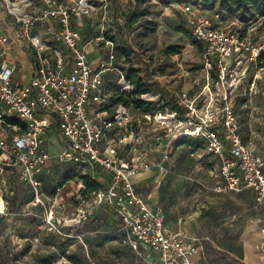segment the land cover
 Returning a JSON list of instances; mask_svg holds the SVG:
<instances>
[{
    "label": "built area",
    "instance_id": "2783aa9c",
    "mask_svg": "<svg viewBox=\"0 0 264 264\" xmlns=\"http://www.w3.org/2000/svg\"><path fill=\"white\" fill-rule=\"evenodd\" d=\"M181 8L189 12L192 37L204 47L207 66L215 71L216 85L224 91L206 99L202 109L183 94L179 101L187 111L184 118L172 114L179 136L203 140L219 160L224 186L218 190L251 191L256 203L264 205V159L244 142L231 103L234 82L246 79L258 66L264 43L249 41L239 25L222 26L219 13L211 16L194 3H183ZM0 10L34 52L32 81L22 85L15 80L17 65L5 60L8 38H0V174H9L33 190L31 205L44 209L41 229L67 236L43 199L42 177L48 176L53 160L48 135L56 126L66 141L58 161L72 163L102 185L96 200L120 217L135 243L146 247L159 264H196L198 239L172 231L164 209L150 207L137 190L135 180L151 171V164L122 158L115 145H108L107 135L127 131L133 119L130 109L110 103L111 94L102 84L105 73L118 71L115 43L106 39L103 25L95 28L102 32L94 42L104 44L108 59L98 69L82 44V22L91 19L94 26L98 6L92 0H0ZM118 87L123 94L137 90L123 76ZM0 201L1 221L9 213L4 196Z\"/></svg>",
    "mask_w": 264,
    "mask_h": 264
},
{
    "label": "rangeland",
    "instance_id": "374dc122",
    "mask_svg": "<svg viewBox=\"0 0 264 264\" xmlns=\"http://www.w3.org/2000/svg\"><path fill=\"white\" fill-rule=\"evenodd\" d=\"M92 1L98 6L97 22L92 28V20L88 19L85 31L89 29V36L96 37L102 31L96 32L95 28L103 25L106 39L115 41V66L121 72L107 77L108 92L115 94L122 76L125 78V73L134 69L146 87L140 99L155 108L148 113L131 108V128L111 132L106 138L116 144L117 133L121 141L130 143L119 147L120 157L147 160L152 169L161 167L166 174L163 198L170 199V203L183 196L192 210L215 196V208L223 209L232 200L227 194L215 192L223 184L219 160L206 146L194 150L184 144L172 107L162 110L163 96L171 100L186 94L196 101L197 109H202L206 99L224 91L216 85L215 71L207 66L204 47L192 37L189 12L170 0ZM196 3L211 16L219 13L222 26L239 25L249 41L264 43V18L251 19L242 11L223 12L219 2ZM135 15L138 18L133 23ZM0 16L2 26L6 13L2 10ZM246 18L250 20L245 22ZM151 27L155 30L148 29ZM234 84L231 103L243 126L244 139L251 147L264 150V68L254 66L246 79ZM48 141L53 160L49 175L43 179V199L47 207L53 208L56 222L67 236L43 231L44 209L31 205L32 194L9 174H0V196L8 202L9 213L0 222V264H38L44 258L53 260V264H71L69 258L73 255L85 264H159L146 247L135 243L120 217L99 204L95 192H86L84 172L58 161L56 157L65 146L60 135L55 131L48 135ZM69 177L71 180L66 181ZM2 208L0 201V211Z\"/></svg>",
    "mask_w": 264,
    "mask_h": 264
},
{
    "label": "crops",
    "instance_id": "0c3cea01",
    "mask_svg": "<svg viewBox=\"0 0 264 264\" xmlns=\"http://www.w3.org/2000/svg\"><path fill=\"white\" fill-rule=\"evenodd\" d=\"M87 20H83L80 27L84 39H82V44L86 48L92 65L97 67L102 61L108 59L107 48L102 43L94 42L97 34L96 37H91L88 33L89 29L85 31ZM83 32L85 36H83ZM1 37H6L9 41L5 60L18 67L15 80L22 85L30 84L34 71V52L28 46L20 29L5 18L4 23L0 26ZM116 73L121 72L118 69L117 72L108 71L105 73L102 84L105 85L107 77ZM55 131L60 135L61 141H65L56 126L51 127L49 134L52 135ZM117 136L118 134H116V144L108 143V145H115L116 152L119 154V147L123 144L128 147L130 143H124ZM242 136L244 139L243 130ZM244 142L249 145L245 139ZM65 147L66 141L59 154ZM251 148L264 159V150ZM51 149L52 147L49 145L50 152ZM54 151H58V149ZM165 176L166 174L161 168L155 167L135 180L137 190L150 207L164 209L167 216L166 223L172 231H180L189 237L198 239L199 251L193 256L196 264H264V233L262 231L264 229V205L256 203L253 192L220 191L218 189L224 186L222 184L215 189V192L227 194L232 202L225 204L223 209H217L214 205L216 198L214 196L212 200H207V204L190 210L187 207V199L183 196L178 199V202L174 201L173 203L169 202L170 199L163 198L162 188ZM43 179L44 177H42Z\"/></svg>",
    "mask_w": 264,
    "mask_h": 264
},
{
    "label": "trees",
    "instance_id": "16d2710c",
    "mask_svg": "<svg viewBox=\"0 0 264 264\" xmlns=\"http://www.w3.org/2000/svg\"><path fill=\"white\" fill-rule=\"evenodd\" d=\"M171 3H176V4H183V3H191V4H196V2H201L202 0H170ZM204 2L210 3V4H214L215 2H219L220 3V8L223 12H229V13H233L236 11H242L243 14L245 16L250 15L251 19L254 17H261L264 18V0H203ZM137 16L135 15L133 17V23L137 22ZM250 19L246 18L247 22ZM154 26V25H151ZM151 31H154V28H148ZM114 43V39H111ZM264 56V55H263ZM261 56L259 58L258 61V67L259 69L264 68V57ZM140 73L138 71H135L134 69H130L127 73H125V78L133 85L136 86L137 90L136 91H132L129 94H123L120 93L119 88H117L115 94H111L110 96V103L113 106H122L125 107L127 109H131V108H135L138 109L144 113H148V112H153L155 111V108L153 107H149L147 105V103L143 102L140 97L146 93V87L144 85V80L140 77L139 75ZM113 75V74H111ZM216 73H215V78L216 77ZM105 86H107V84H105ZM108 88V86H107ZM152 95H149L148 97H151ZM163 102L164 105L162 106V110H164L165 107L171 106L172 107V113H177L178 118L179 119H183L184 115L186 114V110L182 108V106L180 105V101L179 99H171L169 100L166 96H163ZM236 110V109H235ZM237 113V112H236ZM238 115V114H237ZM240 121V119H239ZM241 124V122H240ZM242 126V124H241ZM242 130H243V126H242ZM201 140V139H200ZM184 144L192 147L194 150H200L202 148H204L205 144L204 141H196L195 138L192 137H186L184 139ZM47 177V176H44ZM71 180V177L67 178L66 181ZM82 180L84 182V185L87 189L86 192H97L102 188V185L99 184L92 176L90 175H85L84 177H82ZM15 181V180H14ZM65 181V182H66ZM17 183H20L17 181ZM25 189L26 191H29L32 194V199L30 200V203L33 201L34 199V193L33 190L20 183ZM4 219H2L0 222H3ZM50 232V231H48ZM52 234H56L54 232H52ZM69 261L71 262V264H85L79 257L73 255L69 258ZM38 264H53V260H50L49 258H44L42 260H40L38 262Z\"/></svg>",
    "mask_w": 264,
    "mask_h": 264
},
{
    "label": "bare ground",
    "instance_id": "6f19581e",
    "mask_svg": "<svg viewBox=\"0 0 264 264\" xmlns=\"http://www.w3.org/2000/svg\"><path fill=\"white\" fill-rule=\"evenodd\" d=\"M159 119H165V118H163V117H160Z\"/></svg>",
    "mask_w": 264,
    "mask_h": 264
}]
</instances>
